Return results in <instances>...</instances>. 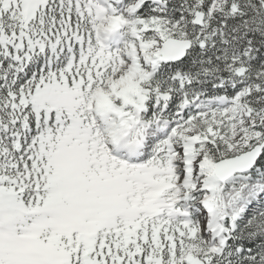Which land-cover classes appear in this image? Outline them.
<instances>
[{
  "label": "snow or ice",
  "instance_id": "snow-or-ice-1",
  "mask_svg": "<svg viewBox=\"0 0 264 264\" xmlns=\"http://www.w3.org/2000/svg\"><path fill=\"white\" fill-rule=\"evenodd\" d=\"M0 264H264V0H0Z\"/></svg>",
  "mask_w": 264,
  "mask_h": 264
}]
</instances>
